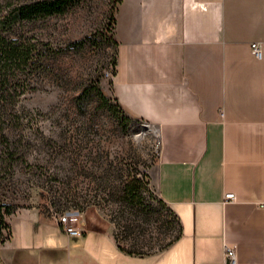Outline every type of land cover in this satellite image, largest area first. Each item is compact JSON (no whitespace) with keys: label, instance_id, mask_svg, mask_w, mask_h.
I'll list each match as a JSON object with an SVG mask.
<instances>
[{"label":"crops","instance_id":"obj_1","mask_svg":"<svg viewBox=\"0 0 264 264\" xmlns=\"http://www.w3.org/2000/svg\"><path fill=\"white\" fill-rule=\"evenodd\" d=\"M126 1L107 93L127 118L156 130L148 181L181 236L129 254L130 241L87 210L80 238L63 233L67 263L225 264L224 247H234L237 264H264V0Z\"/></svg>","mask_w":264,"mask_h":264},{"label":"rangeland","instance_id":"obj_2","mask_svg":"<svg viewBox=\"0 0 264 264\" xmlns=\"http://www.w3.org/2000/svg\"><path fill=\"white\" fill-rule=\"evenodd\" d=\"M26 1L0 0V11ZM117 1L81 0L63 15L24 26L23 32L45 52L17 103L28 113L22 137L13 138L15 162L0 174V204L15 208L5 217L11 236L0 246V264H68L65 234L53 221L47 228L38 226L26 212L57 223L64 211H96L115 231L119 228L121 239L120 228H129L130 243L151 252L176 235L175 224L164 225L167 213L148 183L157 157L156 130L117 114L107 93L111 79L105 72L116 54L114 31L117 36L127 7L126 0ZM154 3L158 8L159 0ZM133 179L140 182L141 205L135 209L125 200Z\"/></svg>","mask_w":264,"mask_h":264},{"label":"trees","instance_id":"obj_3","mask_svg":"<svg viewBox=\"0 0 264 264\" xmlns=\"http://www.w3.org/2000/svg\"><path fill=\"white\" fill-rule=\"evenodd\" d=\"M81 0H29L16 5L7 12L0 11V174L6 169L11 168L15 162V141L14 137L21 138V128L24 124L25 112L20 111L17 103L19 97L25 92V84L28 76L42 66L44 48L34 36L23 32L24 26L39 19L65 14L71 7L79 4ZM118 0L117 2H119ZM114 18L110 16L109 25H114ZM116 48V43L114 41ZM116 55V54H115ZM116 57L112 67L115 68ZM102 102L107 99L100 92L97 93ZM113 100V99H112ZM114 102V100H113ZM113 109L117 114H123L121 109L114 103ZM124 115V114H123ZM8 160L10 162L8 164ZM1 178V175H0ZM128 186L126 197L127 203L131 208L139 207L140 182L136 179ZM149 183V181H148ZM159 206L167 213L168 221L164 225L170 226L172 223L177 226L176 235L164 246L158 247L161 251L181 236V225L176 216L163 204L157 197ZM15 208L10 205L0 204V246L3 245L11 236V228L6 223L5 217L14 213ZM151 214V212H147ZM171 222V223H170ZM122 229L123 240H130L132 233ZM121 233L116 228V239H120ZM122 250L129 254H146L151 251L139 248L135 243H130L129 248Z\"/></svg>","mask_w":264,"mask_h":264},{"label":"built area","instance_id":"obj_4","mask_svg":"<svg viewBox=\"0 0 264 264\" xmlns=\"http://www.w3.org/2000/svg\"><path fill=\"white\" fill-rule=\"evenodd\" d=\"M251 50L257 59L261 58V48L259 44H251ZM115 68H110L105 72V77L111 79ZM160 151V141L158 139V147L156 149V155ZM224 200L228 202L235 201V196L232 193H228L224 196ZM83 212L78 210H69L62 212L57 218V224L68 237L80 238L84 233V224L82 221ZM224 263L225 264H237L236 251L234 247H224Z\"/></svg>","mask_w":264,"mask_h":264}]
</instances>
